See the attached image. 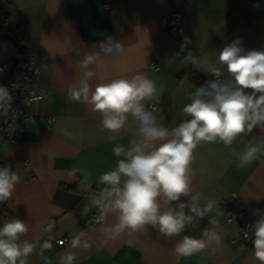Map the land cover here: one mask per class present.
Segmentation results:
<instances>
[{
    "label": "crops",
    "instance_id": "1",
    "mask_svg": "<svg viewBox=\"0 0 264 264\" xmlns=\"http://www.w3.org/2000/svg\"><path fill=\"white\" fill-rule=\"evenodd\" d=\"M6 1L10 26L18 28L28 53L40 54L49 64L42 76L49 98L36 109L55 118L52 124H26L21 150L0 148L5 166L9 162L20 176L11 199L0 205L6 204L14 218L28 224L29 231L21 242L39 241L28 264H59L65 251L75 252V264H260L254 250H236L227 244V237L237 234L240 225L226 219L221 201L237 192L241 208L253 222L259 218L254 212L264 210V155H258L244 168L237 166L236 156L249 142L264 147V130L254 127L251 133L238 136L231 147L217 141L201 143L194 150L192 192L200 194L201 206L208 200L218 201L219 215L214 209L170 239L149 225L135 233L125 230L112 240L100 231V224L81 227V221L95 210L90 204L93 196L84 197L69 188L82 179L99 191L103 187L97 184L99 177L117 164L114 146L127 147L138 122L129 116L125 127L118 134L112 133L103 128L99 112L93 111L90 104L70 100L68 92L88 71L95 73L89 80L90 89L112 79L145 73L161 89L159 99L145 101V107L156 103L159 110L154 115L158 122L172 129L191 118L182 109L190 102L189 93L199 86L179 75L195 67L204 82L212 77L185 57L189 53L195 58L207 56L210 67H218L216 54L236 39L242 41L246 51L264 50V0H109L113 8L108 12L102 7L107 0ZM177 12L182 14L191 41L184 52L177 39L167 36L163 21ZM109 36L124 46V52L106 54L100 48V42ZM94 54H98L97 59L84 66L85 58ZM5 63L12 72L24 64L18 62L17 49L6 38L0 20V65ZM223 78H227L226 72ZM1 80L2 75L0 85ZM26 159L34 165L33 180L24 168ZM186 199L181 197L182 201ZM212 218L219 221L218 225L208 222ZM49 222L56 223L53 237L45 231ZM114 223L115 218L109 216L107 224ZM213 227L222 237L220 247L213 245L177 259L174 247L184 235L201 238L206 228ZM81 231L86 233L90 247L71 249V239ZM44 240L53 245L51 250H44L47 261L37 254ZM59 240L63 244H58Z\"/></svg>",
    "mask_w": 264,
    "mask_h": 264
},
{
    "label": "clouds",
    "instance_id": "2",
    "mask_svg": "<svg viewBox=\"0 0 264 264\" xmlns=\"http://www.w3.org/2000/svg\"><path fill=\"white\" fill-rule=\"evenodd\" d=\"M190 42L185 37L181 51ZM241 45L242 41L236 39L224 46L216 54L218 67H210L207 56L195 58L189 53L185 57L214 78L189 93L190 102L184 105L182 112L191 118L172 129L158 122L155 107L152 110L145 107V101L158 100L161 92L156 81L145 73L130 79H112L90 89L89 80L95 73L88 71L78 86L69 89V99L90 104L93 111L101 114L103 128L112 133L118 134L129 116L138 122L129 145L114 146L117 164L99 177L97 184L103 187L90 200L97 211L95 222L102 225L100 231L107 239L115 240L125 230L135 233L149 225L170 239L217 209L218 201L208 200L201 206L200 194L192 192L194 150L201 143L217 141L231 147L238 136L251 133L254 127L264 130V50L246 51ZM100 48L106 54L124 52V46L110 36L100 42ZM97 57L98 54L88 55L83 65L93 63ZM225 72L227 78H222ZM248 89L251 91H246ZM11 99L9 89L0 86V109L7 110ZM64 134L70 136V133ZM258 155H264V147L249 142L236 153L237 166L250 165ZM19 182L20 176L11 165L0 166V202L11 199ZM90 187L85 185V188ZM182 196L187 199L182 201ZM254 215L259 218L250 225L254 230L253 255L264 264V210L258 209ZM109 216L115 218L112 225L107 224ZM208 222L214 226L219 223L215 218ZM52 227L51 222L47 223L45 231L50 232ZM28 231V224L18 218L0 226V264H28V258L39 243L21 242ZM213 245L220 247L222 237L215 227L206 228L201 238L184 235L175 245L174 254L177 259L188 257ZM52 247L50 240H44L37 254L47 261L44 250ZM69 247L89 248L86 233H77ZM76 260L75 252L65 251L59 257V264H75Z\"/></svg>",
    "mask_w": 264,
    "mask_h": 264
},
{
    "label": "built area",
    "instance_id": "3",
    "mask_svg": "<svg viewBox=\"0 0 264 264\" xmlns=\"http://www.w3.org/2000/svg\"><path fill=\"white\" fill-rule=\"evenodd\" d=\"M102 7L103 10L108 12L112 10L113 4L107 0ZM163 21L167 36L179 41L181 51V45L185 42V37L188 38L183 25L182 14L180 12L172 13ZM189 45L190 43L186 44L181 52L186 51ZM48 67L47 60L40 54L34 53L28 55L26 62L19 71H10V66L7 63L0 65V75H2L0 86L9 89L12 97L8 109H0V148L7 147L13 152L19 151L22 149V134L26 124L29 122L52 124L54 122L55 118L53 116L40 114L36 109L37 105L49 98V91L42 84V76ZM213 78L212 76L210 79ZM153 107L157 111L159 110V106L154 102L146 108L152 110ZM7 165H10V163L8 162ZM24 168L30 179L36 178L31 160L26 159L24 161ZM221 205L225 210L226 219L229 222H238L240 225L237 234L227 237V244L236 250H254L252 246L254 230L250 227L254 222L247 217L245 210L241 208L239 194L237 192L230 193L222 199ZM96 214L95 209L88 218L81 221V227L92 228L99 225L95 222ZM246 232L248 233L247 239H245ZM57 243L61 245L63 240H59Z\"/></svg>",
    "mask_w": 264,
    "mask_h": 264
},
{
    "label": "trees",
    "instance_id": "4",
    "mask_svg": "<svg viewBox=\"0 0 264 264\" xmlns=\"http://www.w3.org/2000/svg\"><path fill=\"white\" fill-rule=\"evenodd\" d=\"M0 20L3 23V27L6 31V38L13 44V46L17 49L18 54V62L25 63L26 59L29 55L28 50L26 48L25 42L21 38L19 34L18 28L12 29L9 23V4L6 0H0ZM180 79H188L194 82L196 85L202 84L204 81L200 77L197 69L195 67L190 68L189 70L181 73L179 75ZM0 166H5V160L0 152ZM85 185H89L84 182L82 179H78L74 186L70 187L69 189L81 196H93L98 192V189L95 187L85 188ZM13 213L10 208L6 205H0V226L3 225L4 222L13 219ZM53 227L50 231V237H53L52 232L55 230V222H51Z\"/></svg>",
    "mask_w": 264,
    "mask_h": 264
}]
</instances>
